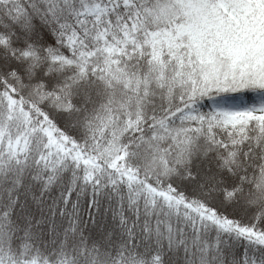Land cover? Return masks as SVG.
<instances>
[{
    "label": "snow or ice",
    "instance_id": "obj_1",
    "mask_svg": "<svg viewBox=\"0 0 264 264\" xmlns=\"http://www.w3.org/2000/svg\"><path fill=\"white\" fill-rule=\"evenodd\" d=\"M0 264H264V0H0Z\"/></svg>",
    "mask_w": 264,
    "mask_h": 264
}]
</instances>
